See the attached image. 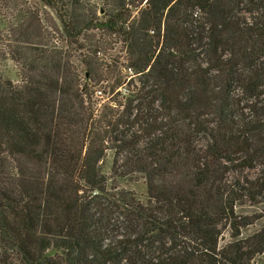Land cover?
<instances>
[{
	"label": "trees",
	"instance_id": "16d2710c",
	"mask_svg": "<svg viewBox=\"0 0 264 264\" xmlns=\"http://www.w3.org/2000/svg\"><path fill=\"white\" fill-rule=\"evenodd\" d=\"M260 200L264 0H0V264H256Z\"/></svg>",
	"mask_w": 264,
	"mask_h": 264
},
{
	"label": "rangeland",
	"instance_id": "374dc122",
	"mask_svg": "<svg viewBox=\"0 0 264 264\" xmlns=\"http://www.w3.org/2000/svg\"><path fill=\"white\" fill-rule=\"evenodd\" d=\"M97 8H98V10H97L98 15L102 16L105 13V8H104L103 4L99 3L97 5ZM116 55L117 54L112 55V56L115 57ZM99 57H103L104 59H106V56L104 55V53H101L99 55ZM121 61L123 62V60H121ZM124 69L125 68L122 69L123 74H125ZM15 71H16V67L12 63H9L8 65L4 66L3 70H2L4 76H6V74L10 72L11 73L10 78H12L14 82H17L16 76H15ZM80 71H81L83 78H85L86 80H89L90 74L87 71H85L84 68H80ZM97 88L99 90V89H101V86H99ZM96 99L99 100L98 97ZM111 158H112V156H110V161H111ZM255 175H256V171H248L247 172V176H249V177H255ZM232 177H233V175H232ZM137 179H138L137 182L135 184H132L131 186H128L127 189L129 191L134 192L136 194V196L142 202L145 203L147 200V187L145 184V180H143L141 178V176H138ZM260 201H263V200H260ZM245 204L246 205H243V208L239 209V213H240L239 218H238V220H236L234 222V226H233L232 222L231 223L228 222V223H224L223 227L221 228V237L225 241H227L229 238H231L233 235H235L237 233V231H238V234L240 233L241 236L249 237L250 234H254V232L260 227L259 222H256V220L258 219L259 215H262L263 219H264V209H260V211H259L258 208L254 207L257 210V212L254 214L255 216L253 218V216H249L248 212H246V213L243 212V211H253V210H249L250 208L248 209V207L250 206L249 203L246 202ZM244 220H246V221H244ZM241 221L248 224V226L245 228V232L238 228ZM236 229H238V230H236ZM225 241H223V243ZM256 264H264V254L261 255L257 259Z\"/></svg>",
	"mask_w": 264,
	"mask_h": 264
}]
</instances>
